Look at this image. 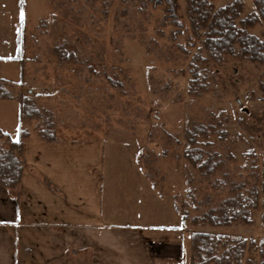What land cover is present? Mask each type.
<instances>
[{
    "label": "rangeland",
    "instance_id": "obj_1",
    "mask_svg": "<svg viewBox=\"0 0 264 264\" xmlns=\"http://www.w3.org/2000/svg\"><path fill=\"white\" fill-rule=\"evenodd\" d=\"M245 2V15L255 11ZM178 3L180 26L165 21V6L134 1L0 0V79L53 119L56 138L68 126L100 132L111 171H141V196L156 197L157 224L178 232L173 240L182 242L191 264L196 233L257 247L264 239V67L230 56L212 62L201 44L193 47L186 3ZM253 33L264 39V25ZM197 55L205 62L193 82L189 67ZM42 124L27 121L25 128L38 135ZM195 126L215 133L195 147L220 164L210 175L186 159L194 148L185 134ZM19 131L18 102L0 100V132L16 140ZM254 189L262 206L252 225H194ZM243 264H260L258 248Z\"/></svg>",
    "mask_w": 264,
    "mask_h": 264
},
{
    "label": "crops",
    "instance_id": "obj_2",
    "mask_svg": "<svg viewBox=\"0 0 264 264\" xmlns=\"http://www.w3.org/2000/svg\"><path fill=\"white\" fill-rule=\"evenodd\" d=\"M56 133H31L19 189L0 185V264L189 263L178 232L157 224L156 197L141 196V171H111L100 132Z\"/></svg>",
    "mask_w": 264,
    "mask_h": 264
},
{
    "label": "trees",
    "instance_id": "obj_3",
    "mask_svg": "<svg viewBox=\"0 0 264 264\" xmlns=\"http://www.w3.org/2000/svg\"><path fill=\"white\" fill-rule=\"evenodd\" d=\"M147 3L153 6H165V21L180 26L178 0H123ZM186 3V17L188 19L193 47L201 44L214 63H220L226 56L239 60L249 61L264 67V39L253 33V30L264 25V0H251L255 11L245 15V0H234L223 7L217 8V0H184ZM187 52V51H185ZM19 55H23V46L20 45ZM205 60L199 55L194 57L189 69L193 82L200 78L199 64ZM264 89V84L262 86ZM195 91L190 94H195ZM195 95H199L198 93ZM0 100L18 102L20 110L19 137L13 140L8 134L0 132V185L7 190L19 189L24 173L23 153L25 142L30 138L25 128L27 121H40L38 135L48 143L57 141L52 118L44 119L43 113L29 99L22 95L14 96L4 80L0 79ZM215 133L209 128L195 126L187 130L185 139L189 146L186 159L196 169L206 175L212 174L219 166L212 158H207L205 151L195 148L200 138L209 139ZM224 135V134H223ZM221 139L224 140V136ZM6 139L7 147L1 145ZM206 146L209 143L205 144ZM264 190V189H263ZM264 193V192H263ZM258 189H254L247 197L239 195L237 198L225 201L216 209H212L202 218H195L194 225L200 223L214 227H229L232 225H252L253 214L263 205L260 203ZM264 224V215L262 217ZM258 248L259 263L264 264V239L259 247L255 242H247L242 238L217 236L207 233H196L191 241V264H243L248 250Z\"/></svg>",
    "mask_w": 264,
    "mask_h": 264
},
{
    "label": "snow or ice",
    "instance_id": "obj_4",
    "mask_svg": "<svg viewBox=\"0 0 264 264\" xmlns=\"http://www.w3.org/2000/svg\"><path fill=\"white\" fill-rule=\"evenodd\" d=\"M23 15V14H22Z\"/></svg>",
    "mask_w": 264,
    "mask_h": 264
}]
</instances>
